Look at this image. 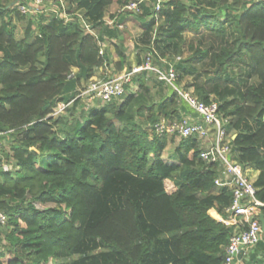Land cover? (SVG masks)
<instances>
[{"label":"trees","instance_id":"16d2710c","mask_svg":"<svg viewBox=\"0 0 264 264\" xmlns=\"http://www.w3.org/2000/svg\"><path fill=\"white\" fill-rule=\"evenodd\" d=\"M19 1L27 2L0 0V264H224L232 228L212 214L225 219L232 195L213 184L218 166L200 160L194 138L176 136L165 162L166 136L153 128L188 112L177 91L143 70L131 78L137 93L125 85L119 100L85 107L75 96L109 63V46L115 71H130L117 24L136 23L162 58L166 47L180 56L192 33L187 58L163 60L174 65L176 84L192 76L183 89L228 118L234 158L258 170L253 184L264 202V0H168L157 21L142 3L137 15L117 13L113 26L104 13L129 0H68L67 13L81 10L93 34L76 17L20 15ZM11 12L23 23L20 39ZM147 51L138 48L136 65ZM61 102H70L67 113L50 116ZM257 246L238 264H264Z\"/></svg>","mask_w":264,"mask_h":264},{"label":"built area","instance_id":"2783aa9c","mask_svg":"<svg viewBox=\"0 0 264 264\" xmlns=\"http://www.w3.org/2000/svg\"><path fill=\"white\" fill-rule=\"evenodd\" d=\"M167 1L129 0L119 6L118 13L130 11L137 15L141 10L140 5L146 3L152 6L153 16L157 21L158 14ZM15 8L20 15L54 16L66 22L76 17L82 28L90 34L92 33L90 24L84 19L80 10H76L72 15L67 13L68 0L19 1ZM115 15L113 18L103 19L104 23L113 26ZM126 24L127 22L117 24V29L122 31ZM106 45L105 42L100 43L99 55L104 54ZM151 50L152 53H155L153 48ZM180 59V56L175 57V61ZM143 70L153 73L157 80L173 87L197 116L196 120L190 116H183L179 120L171 121L161 119L153 125V128L157 135L194 138L199 149L200 160L205 164L218 166L219 173L213 184L216 188H226L232 195L231 204L225 209L227 217L223 219L219 216V221L232 228L228 243L223 249L224 264H238L240 260L237 259V255L240 251H242V258L249 256L251 253L249 250L254 248L264 235L259 221L260 215H263L264 218V214H261L264 202L256 198L257 187L246 177L243 167L234 158L232 138L226 129L228 118L219 113L217 103L213 100L203 103L191 91L184 90L181 84L175 83L178 75L174 65L163 60L161 66H155L152 63V54L150 53L145 56L140 65L131 66L130 71L123 70L99 80L91 78L85 86L78 89L75 98L85 99L86 103H93L96 100L100 103H108L117 100L125 93V85L131 87L132 76ZM70 102L58 103L50 116L62 115ZM10 168L11 166L8 164H2L3 170ZM6 222L5 214L0 212V227L6 225Z\"/></svg>","mask_w":264,"mask_h":264},{"label":"rangeland","instance_id":"374dc122","mask_svg":"<svg viewBox=\"0 0 264 264\" xmlns=\"http://www.w3.org/2000/svg\"><path fill=\"white\" fill-rule=\"evenodd\" d=\"M118 12H119L118 5L112 4L109 7L108 12L107 13H104L103 19H106V18L110 17V15H115ZM11 13H12L11 14V19L16 24L15 25V28H16L15 29V35H16V38L17 39H20L23 36V23H22V21H20L21 18L15 12H11ZM222 16H223V12L220 11V17H222ZM126 22H127V24L125 25L124 29L121 31L122 32L121 33V35H122L121 38H122L123 45H125L127 47V49H128L129 55H128V58H127V62L131 66L135 65V62H136V53L138 52V48H144V47H147L148 51L146 53L145 52H143V53L140 52L139 53V58L141 60H142V58L144 59L145 56L148 53H150V54H152V63L155 66H161L162 65V61H163L164 58L166 60H168L169 62H173V58L176 55V53L174 52V47H166V49H165L166 50V53L163 55V58L160 57V54L158 53V51L156 50L155 47H154L155 53L150 52L149 51V45L153 43L152 38H151V41L148 42L150 37L144 36L141 33L140 27L136 23H134L132 21H126ZM195 39H196V37L193 36L192 33H184V35H183L182 50H181V54H180L181 59H185V58H187L189 56L190 53L187 50V46H188V44H189L190 41L191 42L192 41L195 42L196 41ZM211 39L212 38L207 37V38L204 39V41H205V43H207ZM216 42L217 41H215L214 44H216ZM157 46H158V44H157ZM107 52H108V56H109V60H108L109 63H107V64L105 63L103 66L96 68L94 70V75L91 78H94V79L99 80V79H103V78H106L108 76H111V75L117 73V71H115V67L113 66V62H116L118 59H117V57H116V55L114 53L113 47L109 46L108 49H107ZM155 62H157V63H155ZM206 62L207 61H205L204 62L205 63L204 66L201 67L202 70L204 68H206L205 67ZM125 70H126V67L124 68V71ZM122 71H120V72H122ZM227 73L229 75L235 77L236 76V73H237V70L234 69V68H229V69H227ZM146 76L147 77L154 78V75L151 72L147 73ZM250 80H252V79H250ZM192 81H193L192 76H185L184 78H182V81L179 84H181L182 85V88H183L187 84H190ZM85 85H86V82H82L81 83V86L79 88H81V87H83ZM135 85L136 84L133 85L131 83V90H133L134 92L137 91ZM86 102L87 101L85 99H81V103L86 104L85 107H87L88 105H90V106H98V105L101 104L97 100L94 101L93 103H86ZM66 113L67 112L65 111L62 114H66ZM229 135L232 136V133H229ZM176 139L177 138H174V137H166L167 143H166V147H165V149H164V151L162 153V157H163V160L165 162H171V159L169 157H170V154H172L174 145L176 143ZM172 140H174V141H172ZM4 142H6V138H4L3 140L0 141L1 144H3ZM3 164H5V163H3ZM166 184L167 185L165 186V188L167 190H169V187L171 185H170L169 182H167ZM5 232H6V226L5 225L4 226H1L0 227V250L3 248V246L5 244V241H4V234H5ZM253 250H254V248L250 249L249 251L252 252Z\"/></svg>","mask_w":264,"mask_h":264},{"label":"crops","instance_id":"0c3cea01","mask_svg":"<svg viewBox=\"0 0 264 264\" xmlns=\"http://www.w3.org/2000/svg\"><path fill=\"white\" fill-rule=\"evenodd\" d=\"M6 3L7 2V0H1V3L2 4H4V2ZM11 14L12 13H10V19H11ZM12 20V19H11ZM12 23L14 24V25H16L15 24V22H13V20H12ZM188 107V106H187ZM183 116H190L193 120H196L197 119V116H196V114L193 112V110H191L189 107H188V112L186 113V114H184ZM234 136H235V134H233L232 136H231V138L233 139L234 138ZM243 171H244V174L246 175V177L247 178H249V180L251 181V182H255V180L257 179V177H258V174H259V172H258V170H256V169H254V168H252V167H245V168H243ZM167 182H169V181H165L164 182V184H165V186L167 185L166 183ZM170 183V185L172 186H170L169 187V190H167L166 189V191L167 192H172L173 190H174V187H173V185L171 184V182H169ZM258 189V188H257ZM211 210H213V209H211ZM214 211V210H213ZM215 212V211H214ZM213 215V214H212ZM211 216V215H210ZM212 217V216H211ZM212 218H214V217H212ZM214 219H216V218H214ZM216 220H218L219 221V219H216ZM258 245V246H257ZM257 249H258V251L256 250V251H254V252H256L257 253V258H263L264 259V235L262 236V239H261V241H259L258 243H257ZM252 253V252H251ZM251 256V255H250ZM245 259L247 260L248 259V256L247 257H245Z\"/></svg>","mask_w":264,"mask_h":264},{"label":"water","instance_id":"95a60500","mask_svg":"<svg viewBox=\"0 0 264 264\" xmlns=\"http://www.w3.org/2000/svg\"><path fill=\"white\" fill-rule=\"evenodd\" d=\"M259 221L261 223V227H262V230L264 232V218H263V215H260ZM241 258H242V251H240V253L237 255V259L238 260H241Z\"/></svg>","mask_w":264,"mask_h":264},{"label":"bare ground","instance_id":"6f19581e","mask_svg":"<svg viewBox=\"0 0 264 264\" xmlns=\"http://www.w3.org/2000/svg\"><path fill=\"white\" fill-rule=\"evenodd\" d=\"M213 216H214L216 219H220V217H218L216 214H213Z\"/></svg>","mask_w":264,"mask_h":264}]
</instances>
